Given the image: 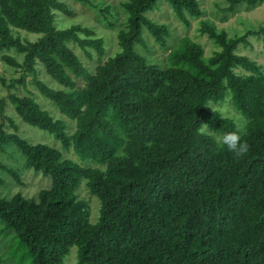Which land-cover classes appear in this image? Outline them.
Instances as JSON below:
<instances>
[{"label":"trees","instance_id":"trees-1","mask_svg":"<svg viewBox=\"0 0 264 264\" xmlns=\"http://www.w3.org/2000/svg\"><path fill=\"white\" fill-rule=\"evenodd\" d=\"M204 1H123L108 56L93 27L60 24L75 16L66 0H0V154L20 152L23 171L49 180L33 197L0 193V264H67L73 246L75 264H264V63L243 51L251 35L264 43V27L230 35ZM228 1L233 11L264 0ZM162 3L188 27L201 18L209 53L189 35L170 42L169 25L149 15ZM225 100L247 120L240 157L197 131L235 130L208 106ZM26 123L56 141L28 139ZM0 169L22 183L5 160ZM83 188L100 201L95 221Z\"/></svg>","mask_w":264,"mask_h":264},{"label":"rangeland","instance_id":"rangeland-1","mask_svg":"<svg viewBox=\"0 0 264 264\" xmlns=\"http://www.w3.org/2000/svg\"><path fill=\"white\" fill-rule=\"evenodd\" d=\"M68 4L71 6L74 11L75 16L72 18L63 17L60 19V24L70 25L73 23H81L83 25L91 26L97 31L100 37L106 38L105 44L108 50V56H111L114 52H116L119 48L116 35L118 33V29L125 23V19L127 18V14L125 8L122 5V2L125 0H66ZM99 4L101 8H99ZM228 0H206L203 3V8L206 12L205 17L213 20L219 28L226 29L230 35H240L246 32L249 28H260V26L264 27V1L254 6H249L247 3H242L238 5L233 11L227 10L229 6ZM108 6H111L113 9V13L115 14L114 18H111L115 26H109L105 19L104 14L106 13L104 9ZM159 9H155L149 13V15L158 20L159 22H164L169 25V27L173 31V38L170 42L173 45L177 43V41L185 36L189 35L197 41L204 43L208 53L212 49V44L208 40L207 36L201 35L198 28L200 26V19L192 18V24L188 27L184 21L178 18L171 7L167 3H162ZM148 41L152 45V56L154 59L163 61L168 54V51L155 41L154 37L150 34H146ZM251 45L249 47L243 48L247 54L256 57L261 63H264V43L263 39L257 40L255 35H251L248 39ZM261 41V42H260ZM150 49V45L148 46ZM142 52H144V47L141 46L139 48ZM77 52L81 55L82 58L85 59L86 63L90 66L91 64H95L96 62H89L87 56L82 54V50L80 47L77 48ZM151 56V57H152ZM4 69V62L0 59V70ZM46 77V76H44ZM13 90V89H12ZM8 91L3 85L0 83V97H6ZM41 97V96H40ZM7 98V97H6ZM40 101L48 107L53 114L56 116L58 114L55 113L53 106L49 103L40 99ZM7 112L15 115L14 109L10 101L7 100ZM16 116V115H15ZM17 118V116H16ZM19 118V117H18ZM0 117V122H1ZM17 122L21 125V120L17 119ZM26 125L30 128V132L25 134V137L34 141H42L49 144H53L56 139L53 134H50L48 131L42 130L38 127L31 126L26 123ZM0 160L8 163L9 166L18 170L22 176V183L17 182L13 176H11L8 172H5L0 169V176L3 178L2 183L0 184V193L9 198L18 192H22L28 197L35 196L39 189L48 186L49 180L45 179L40 173H35L33 170H24L23 165L24 159L21 157L20 152L12 151L9 147H6L2 154H0ZM48 178V177H47ZM82 195L86 198H90L92 202L93 215L92 220L95 221V217L98 214V202H100L95 196L89 194V191L86 188H83ZM97 199V200H96ZM100 204V203H99ZM3 246V243H0ZM78 252L77 246H73L70 252L67 254L65 258V262L67 264H75L77 260V256L75 255Z\"/></svg>","mask_w":264,"mask_h":264},{"label":"clouds","instance_id":"clouds-1","mask_svg":"<svg viewBox=\"0 0 264 264\" xmlns=\"http://www.w3.org/2000/svg\"><path fill=\"white\" fill-rule=\"evenodd\" d=\"M208 106L211 107L213 112H218V116L222 120L232 121L235 130L220 134L217 133L215 129L210 128L208 123H202L197 130L198 133L212 138L218 146L226 148L237 157L246 154L248 145L242 139V134L246 127L247 120L227 100L220 104L209 103Z\"/></svg>","mask_w":264,"mask_h":264}]
</instances>
